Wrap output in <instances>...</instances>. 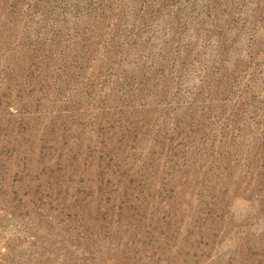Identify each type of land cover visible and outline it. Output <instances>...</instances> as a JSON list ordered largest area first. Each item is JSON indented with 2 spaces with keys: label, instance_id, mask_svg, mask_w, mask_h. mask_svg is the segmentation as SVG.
<instances>
[{
  "label": "rangeland",
  "instance_id": "obj_1",
  "mask_svg": "<svg viewBox=\"0 0 264 264\" xmlns=\"http://www.w3.org/2000/svg\"><path fill=\"white\" fill-rule=\"evenodd\" d=\"M0 264H264V0H0Z\"/></svg>",
  "mask_w": 264,
  "mask_h": 264
}]
</instances>
